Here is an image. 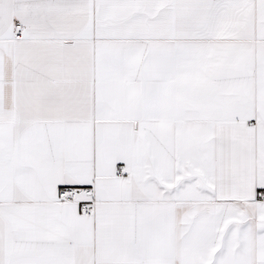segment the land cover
<instances>
[{
  "label": "snow or ice",
  "instance_id": "6c2138e0",
  "mask_svg": "<svg viewBox=\"0 0 264 264\" xmlns=\"http://www.w3.org/2000/svg\"><path fill=\"white\" fill-rule=\"evenodd\" d=\"M0 264H264V0H0Z\"/></svg>",
  "mask_w": 264,
  "mask_h": 264
}]
</instances>
